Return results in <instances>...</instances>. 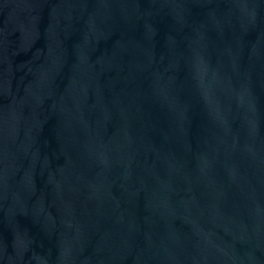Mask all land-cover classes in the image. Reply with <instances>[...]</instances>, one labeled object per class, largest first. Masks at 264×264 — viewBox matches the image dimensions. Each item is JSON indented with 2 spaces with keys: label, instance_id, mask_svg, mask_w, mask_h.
<instances>
[{
  "label": "water",
  "instance_id": "obj_1",
  "mask_svg": "<svg viewBox=\"0 0 264 264\" xmlns=\"http://www.w3.org/2000/svg\"><path fill=\"white\" fill-rule=\"evenodd\" d=\"M0 264H264V0H0Z\"/></svg>",
  "mask_w": 264,
  "mask_h": 264
}]
</instances>
